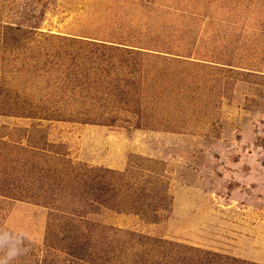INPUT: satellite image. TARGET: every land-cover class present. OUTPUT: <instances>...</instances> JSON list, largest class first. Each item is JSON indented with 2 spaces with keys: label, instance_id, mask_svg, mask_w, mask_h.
Segmentation results:
<instances>
[{
  "label": "rangeland",
  "instance_id": "rangeland-1",
  "mask_svg": "<svg viewBox=\"0 0 264 264\" xmlns=\"http://www.w3.org/2000/svg\"><path fill=\"white\" fill-rule=\"evenodd\" d=\"M0 229L13 264H264V0H0Z\"/></svg>",
  "mask_w": 264,
  "mask_h": 264
},
{
  "label": "clouds",
  "instance_id": "clouds-1",
  "mask_svg": "<svg viewBox=\"0 0 264 264\" xmlns=\"http://www.w3.org/2000/svg\"><path fill=\"white\" fill-rule=\"evenodd\" d=\"M31 243L32 237L24 231L0 229V264H13L19 257L27 255Z\"/></svg>",
  "mask_w": 264,
  "mask_h": 264
}]
</instances>
